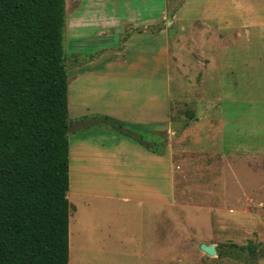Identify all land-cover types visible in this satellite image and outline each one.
<instances>
[{
	"label": "rangeland",
	"instance_id": "obj_1",
	"mask_svg": "<svg viewBox=\"0 0 264 264\" xmlns=\"http://www.w3.org/2000/svg\"><path fill=\"white\" fill-rule=\"evenodd\" d=\"M64 8L69 97L72 68L85 56L119 48L132 31L169 39L174 132L153 136L151 150L170 145L178 173L173 201L161 205L160 216L153 203L138 207V264H264V179L245 176L255 154L241 148L264 142V0H64ZM147 45L155 44H138L142 60L149 59L139 90L145 96L161 90L163 78L162 71L153 75L160 52L147 57ZM216 100L224 110L219 118ZM216 140L240 145L242 162H234L239 170L231 177H223L222 164L187 160L182 151L187 143ZM200 244L214 246L216 255Z\"/></svg>",
	"mask_w": 264,
	"mask_h": 264
},
{
	"label": "crops",
	"instance_id": "obj_2",
	"mask_svg": "<svg viewBox=\"0 0 264 264\" xmlns=\"http://www.w3.org/2000/svg\"><path fill=\"white\" fill-rule=\"evenodd\" d=\"M129 25L137 29L138 22ZM125 40L119 48L79 60L72 68L70 97L67 86L68 120L71 127H76L68 134V264H138V211H142L138 207L153 203L158 208L154 216H160L161 205L170 204L174 198L178 173L175 150L169 145L154 153L138 144V139H131L135 132L148 141L174 132L172 78L167 62L169 39L163 33L132 31ZM143 43L155 44L145 47L147 57L160 52L153 75L162 71L163 76L161 90L146 96L139 92L144 87L143 70L149 60L143 58L146 65L140 56L138 44ZM157 85L153 80V87ZM219 103L216 100V118L224 112ZM103 119L126 127L133 136L113 130ZM241 148L255 154L254 169L245 170V176L251 181L264 179V142ZM239 149L236 141L216 140L187 143L182 151L185 158L189 156L187 160L209 159L222 164L220 170L226 178L239 170L238 165L234 166L242 162Z\"/></svg>",
	"mask_w": 264,
	"mask_h": 264
},
{
	"label": "trees",
	"instance_id": "obj_3",
	"mask_svg": "<svg viewBox=\"0 0 264 264\" xmlns=\"http://www.w3.org/2000/svg\"><path fill=\"white\" fill-rule=\"evenodd\" d=\"M64 14V0H0V264H68V134L76 127ZM145 139L138 132L150 149Z\"/></svg>",
	"mask_w": 264,
	"mask_h": 264
},
{
	"label": "water",
	"instance_id": "obj_4",
	"mask_svg": "<svg viewBox=\"0 0 264 264\" xmlns=\"http://www.w3.org/2000/svg\"><path fill=\"white\" fill-rule=\"evenodd\" d=\"M174 12H171V14L169 15V20L167 22L168 24H170V20L172 18V15L174 14ZM199 250L209 257H214L216 255V250H215L214 246H207L205 244H200Z\"/></svg>",
	"mask_w": 264,
	"mask_h": 264
}]
</instances>
